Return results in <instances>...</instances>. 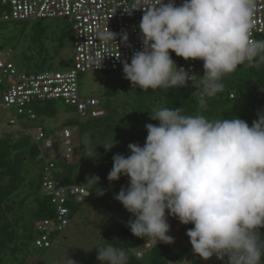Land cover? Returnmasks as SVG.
Instances as JSON below:
<instances>
[{"label": "clouds", "instance_id": "1", "mask_svg": "<svg viewBox=\"0 0 264 264\" xmlns=\"http://www.w3.org/2000/svg\"><path fill=\"white\" fill-rule=\"evenodd\" d=\"M129 9L130 15L144 12L139 24L143 50L134 51L130 63L123 62V75L140 90L184 88L198 81L194 87L204 106L205 97L223 90L227 74L244 64L256 68L264 64V39L251 35L256 0H183L180 5L176 0H136ZM93 38L114 42L116 34L97 29ZM122 39L127 41L126 33ZM171 53L185 61H202L204 75L178 68ZM103 61L94 59L99 67ZM257 115L250 126L236 117L187 115L182 107L150 113L159 124L145 125L143 146L130 143L129 155L113 156L107 177L110 183L128 178V186L114 199L131 214L127 227L132 235L151 244L154 240L172 244L171 216L182 225H193L186 235L200 259L227 257L226 264H261L264 112ZM84 145L95 158L96 148L87 134ZM115 146L112 140L103 147L110 151ZM87 183L97 187L99 177H89ZM96 252L100 264H128L130 258V249L111 243Z\"/></svg>", "mask_w": 264, "mask_h": 264}, {"label": "trees", "instance_id": "2", "mask_svg": "<svg viewBox=\"0 0 264 264\" xmlns=\"http://www.w3.org/2000/svg\"><path fill=\"white\" fill-rule=\"evenodd\" d=\"M261 39L264 37L258 38ZM57 48H63L62 37L58 38ZM42 66L36 64L34 73L42 71ZM101 74L115 75L113 80H118L117 82H120L119 78L123 79L120 85L105 90L101 95L104 101L100 99V104L106 112L105 116L82 120L78 117L75 107L62 103L68 111L76 114L74 118L66 119L60 125L61 131L70 129L73 132L75 153L70 163L56 162L54 176L63 185H77L86 189L87 196L81 204L69 201L67 208L70 221L90 201L98 205L92 208L103 209L106 213V216L99 220L104 223V227L98 241L87 249L75 264H100L96 250L107 243L130 249L128 264H142L143 255L138 259L135 252L141 251L149 240L132 235L127 227V222L132 216L114 199L122 187L128 186V178L121 176L119 181H108L113 156L129 155L130 143L144 145L147 137L145 125L159 124V121L149 118L150 113L161 107H182L184 114L200 113L213 120L236 117L251 126L252 122L258 119L257 114L264 112V64L258 68L244 64L233 73L227 74L222 80L223 90L211 98L205 97L204 106L199 104L200 97L194 87L198 81H193L184 88L143 91L133 87L130 81L124 78L123 73ZM203 75L202 67L199 77ZM59 108L57 102L35 103V120H56L60 113ZM41 129L49 138V133L44 128ZM86 134L91 139L92 148H96V153L93 152L95 158L90 157L85 149ZM112 140L116 146L106 151L103 146ZM38 148L28 136L0 137V264H26L32 252L38 251L36 257L40 258L41 252L48 250L33 247L37 235L33 230L34 223L55 219V209L50 199L40 195L43 164L38 160ZM92 176L99 177L97 187L95 183H87L88 178ZM98 189L105 194L99 195ZM261 231L264 232V229ZM62 234H53L52 237L58 238ZM146 253L149 264H226L227 261V257L223 261H218L215 257L204 261L193 253L191 243L176 251L173 244L154 240ZM261 264H264V257Z\"/></svg>", "mask_w": 264, "mask_h": 264}, {"label": "built area", "instance_id": "3", "mask_svg": "<svg viewBox=\"0 0 264 264\" xmlns=\"http://www.w3.org/2000/svg\"><path fill=\"white\" fill-rule=\"evenodd\" d=\"M182 2L176 0L177 5ZM130 3L136 6V0H2L6 10L0 14V23L68 20L72 24L74 54L73 71L28 74L19 72L13 62V53L0 50V109L13 108L16 113L14 118L5 114L9 125L17 124L19 118L35 120L33 105L46 101L75 107L82 120L98 119L106 114L99 99L80 95L79 76L87 72L123 71V62L130 63L133 52L143 50L139 24L144 12L136 10L130 15ZM97 29L105 32L108 29L116 34L115 41L94 39ZM124 33L127 34V41L122 39ZM251 35L256 40L264 37V0H256ZM94 59H104L102 66L94 63ZM199 66H203V62L195 60L187 61L178 68L183 67L189 74L199 77ZM2 135L0 133V137ZM30 138L39 147L38 160L43 164L40 195L49 198L55 209V219L34 223L33 230L37 235L33 247L50 249L57 242L53 234H62L69 227V201L81 204L87 194L85 188L63 185L54 176L56 162L70 163L75 153V141L69 129L62 130L59 138L51 139L38 128L32 131ZM58 141L63 146L62 151L55 147ZM150 245L145 243L142 250H148ZM141 251L136 252L138 259L143 255Z\"/></svg>", "mask_w": 264, "mask_h": 264}, {"label": "rangeland", "instance_id": "4", "mask_svg": "<svg viewBox=\"0 0 264 264\" xmlns=\"http://www.w3.org/2000/svg\"><path fill=\"white\" fill-rule=\"evenodd\" d=\"M4 10L6 9L0 0V14ZM71 25L66 19L39 20L27 24L20 22L0 23V50L13 53V62L21 73L37 74L34 73L35 69H33L36 64L43 65V70L39 73L73 71L74 54ZM59 37H62L63 43L61 50L57 48ZM171 56L178 67L187 63L183 58L177 57L175 53H171ZM202 67L199 66L198 69L202 71ZM119 73H123V71H119ZM113 76H104L97 72L81 74L79 78L80 95L85 98L102 100L101 95L105 90H111L123 81L119 78L120 82H117L118 80H113ZM57 105L60 107V113L56 120L36 119L33 121L19 118V122L15 125H9L4 117L8 113L14 118L15 110L13 108L0 109V133L10 138L28 136L32 141L30 138L32 131L44 128L51 139L59 138L61 123L66 119L74 118L76 114L68 111L61 102H57ZM55 147L57 150H63L59 141ZM94 206L97 207L98 205L92 201L88 202L87 206L70 221L69 227L57 238V242L50 249L41 252L40 258L36 257L38 251L32 252V256L28 258L26 264H68V260L76 263L87 249L96 244L104 227V223L99 220H102L106 213L103 212V209L92 208ZM168 222L170 224L168 234L174 238L172 244L176 251H179L183 246L190 243L186 232L193 225H182L178 219L171 216L168 217ZM141 252L143 253L142 264H149L148 254L145 250Z\"/></svg>", "mask_w": 264, "mask_h": 264}, {"label": "crops", "instance_id": "5", "mask_svg": "<svg viewBox=\"0 0 264 264\" xmlns=\"http://www.w3.org/2000/svg\"><path fill=\"white\" fill-rule=\"evenodd\" d=\"M3 136V135H2Z\"/></svg>", "mask_w": 264, "mask_h": 264}]
</instances>
